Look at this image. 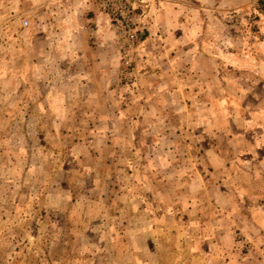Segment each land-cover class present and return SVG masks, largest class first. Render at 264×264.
I'll use <instances>...</instances> for the list:
<instances>
[{
    "label": "rangeland",
    "instance_id": "374dc122",
    "mask_svg": "<svg viewBox=\"0 0 264 264\" xmlns=\"http://www.w3.org/2000/svg\"><path fill=\"white\" fill-rule=\"evenodd\" d=\"M0 264H264V0H0Z\"/></svg>",
    "mask_w": 264,
    "mask_h": 264
},
{
    "label": "built area",
    "instance_id": "2783aa9c",
    "mask_svg": "<svg viewBox=\"0 0 264 264\" xmlns=\"http://www.w3.org/2000/svg\"><path fill=\"white\" fill-rule=\"evenodd\" d=\"M28 22L27 20H24V24L26 25ZM128 37L130 38V40H134V34L133 33H129ZM126 64H128V61L126 60L125 61Z\"/></svg>",
    "mask_w": 264,
    "mask_h": 264
}]
</instances>
